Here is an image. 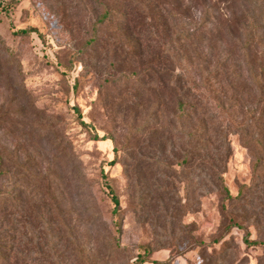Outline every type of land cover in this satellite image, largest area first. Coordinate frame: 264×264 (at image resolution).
I'll return each instance as SVG.
<instances>
[{
    "label": "rangeland",
    "instance_id": "374dc122",
    "mask_svg": "<svg viewBox=\"0 0 264 264\" xmlns=\"http://www.w3.org/2000/svg\"><path fill=\"white\" fill-rule=\"evenodd\" d=\"M123 1L0 0V264H264V149L230 135L222 195L200 167L164 165L183 135L158 106L154 48L125 35ZM219 1L158 0L179 54L164 60L186 52L213 71L241 54L226 20L200 24ZM142 24L140 42L155 31Z\"/></svg>",
    "mask_w": 264,
    "mask_h": 264
},
{
    "label": "trees",
    "instance_id": "16d2710c",
    "mask_svg": "<svg viewBox=\"0 0 264 264\" xmlns=\"http://www.w3.org/2000/svg\"><path fill=\"white\" fill-rule=\"evenodd\" d=\"M238 1L242 6L240 10L229 5L231 0H220V3L226 4L225 8H219V2L216 3L218 11L213 6L211 11L201 16L200 24L205 26L213 22L220 25L226 20L225 28L233 43L235 40L242 42L241 54L237 50H227L215 70L211 71L197 68V58L184 52L182 59L187 61L191 70L187 68V71L181 70L179 73L176 67L182 59H177L178 47L169 46L167 40L172 31L170 26H173L168 9H164L158 0L123 1L122 13L128 26L125 35L134 39L136 50L142 53L148 47L154 48L158 106L168 109V116L164 119L169 121L172 131L176 135H183V143L173 146L174 161L165 158L163 163L170 167L178 163L188 168L200 167L204 175V189L210 194L228 193L224 186V174L232 155L230 135L241 136L249 148L258 146L264 149V0ZM222 11L225 14H221ZM151 18H155L156 23H148ZM233 20H236L235 32H231V28L235 27L231 23ZM141 24L148 29L155 28V31L146 30L148 37L145 43L140 42V38H134L137 34L132 27ZM191 29L182 39L176 37L177 41L189 43L198 33V28ZM169 47L177 56L173 54L169 60V56L164 60ZM141 55V62L146 64V57ZM233 67L235 69L227 74L226 71ZM161 124L156 129L159 132L165 128ZM157 147L163 148V143L153 144L149 148L156 150ZM139 148L140 145L135 146V150ZM139 155H142L141 151ZM143 162L146 164V159ZM161 188L158 183L156 190ZM243 194L241 192L236 200L243 199ZM114 202L118 208L119 200L114 198Z\"/></svg>",
    "mask_w": 264,
    "mask_h": 264
}]
</instances>
